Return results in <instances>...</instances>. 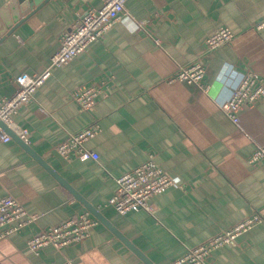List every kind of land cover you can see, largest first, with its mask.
Masks as SVG:
<instances>
[{
  "label": "crops",
  "instance_id": "0c3cea01",
  "mask_svg": "<svg viewBox=\"0 0 264 264\" xmlns=\"http://www.w3.org/2000/svg\"><path fill=\"white\" fill-rule=\"evenodd\" d=\"M102 1L0 0V99L16 90L18 74L42 72L62 33ZM125 7L100 39L53 67L20 106L13 119L28 129L21 140L153 264H168L255 213L261 220L216 248L206 264H264V168L248 161L264 145V96L245 105L237 123L219 107L246 71L264 78V26L257 27L264 0H126ZM221 26L233 39L206 51L205 39ZM193 62L205 68L206 91L169 81ZM100 81L107 94L83 109L73 90ZM94 123L100 131L85 147L97 159L58 153L59 142ZM150 154L174 183L150 199L152 211L118 213L108 203L116 178ZM54 173L18 139L0 140V197L12 195L37 215L0 238V264H148L91 212L98 223L84 240L29 248L27 239L40 229L88 210Z\"/></svg>",
  "mask_w": 264,
  "mask_h": 264
},
{
  "label": "built area",
  "instance_id": "2783aa9c",
  "mask_svg": "<svg viewBox=\"0 0 264 264\" xmlns=\"http://www.w3.org/2000/svg\"><path fill=\"white\" fill-rule=\"evenodd\" d=\"M125 2L126 0H103L99 7H89L78 15L70 29L62 33L60 46L50 57L49 65L42 72L20 73L15 77L16 90L9 97L0 99V122H3L19 138L25 140L28 129L16 124L13 119L20 106L32 99L35 90L50 76L53 67L68 62L91 42L100 39L113 23L126 14ZM263 26L264 20L257 25L258 28ZM233 37L234 32L228 27H218L205 39V50L210 52L230 42ZM204 74L203 64L193 62L180 66L169 77V81H183L196 85L201 91H206L208 87L202 82ZM107 87L104 81H100L99 84L80 86L73 90V98L83 109H89L97 97L107 94ZM262 96H264V78L256 72L246 71L230 98L219 107L233 123H237L240 110L245 105H253ZM99 131L100 126L94 123L70 134L58 143V153L65 158L97 159L96 153L85 147V142ZM11 137V134L0 125V140L8 141ZM248 161L264 168V145H257ZM116 183L117 188L108 199V203L118 213L125 214L136 209L152 211L150 199L172 185L174 180L156 163L153 154H150L146 161L117 177ZM36 218L37 215L29 212L14 196L0 197V238L20 231L34 223ZM260 220V214L255 213L233 227L220 231L204 242L186 249L182 256L168 264H206V259L211 252L230 243ZM97 223L98 220L90 211L85 210L74 218L40 229L27 239V245L34 251L40 250L45 245H52L59 249L87 238L92 227ZM60 264H73V262L65 260Z\"/></svg>",
  "mask_w": 264,
  "mask_h": 264
},
{
  "label": "water",
  "instance_id": "95a60500",
  "mask_svg": "<svg viewBox=\"0 0 264 264\" xmlns=\"http://www.w3.org/2000/svg\"><path fill=\"white\" fill-rule=\"evenodd\" d=\"M46 0H35L34 3H37V5H40L42 3H44ZM29 5H32V0H28ZM12 29H9L7 31V33H11ZM5 33V34H7ZM4 36V35H3ZM2 37H0L1 40ZM0 125L11 134V136L15 139H18L19 141H21V144L23 145V147H25V149H27L32 155H34L45 167H47L50 171H52L54 173V171L46 164L44 163V161H42L37 155L36 153H34L32 151V149L26 145V143H24V141L21 140V138H19L15 133H13L3 122H0ZM54 175L56 176V178L63 184L65 185V187L71 191V193L77 198L79 199L84 205L85 207L95 216L97 217L100 221H102L104 224H106L130 249H132L135 253H137V255H139V257H141L143 260H145L146 263L148 264H153L137 247H135V245L125 236L123 235L118 229H116L114 226L111 225V223H109V221H107V219L93 206L91 205L86 199H84L81 194H79L75 189H73L71 187V185H69V183H67L65 181V179L63 177H61L60 175H58L57 173H54Z\"/></svg>",
  "mask_w": 264,
  "mask_h": 264
}]
</instances>
